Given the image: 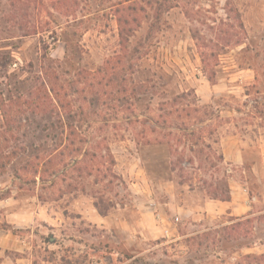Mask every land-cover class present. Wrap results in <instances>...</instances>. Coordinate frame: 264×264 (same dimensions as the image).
<instances>
[{
  "label": "rangeland",
  "instance_id": "rangeland-1",
  "mask_svg": "<svg viewBox=\"0 0 264 264\" xmlns=\"http://www.w3.org/2000/svg\"><path fill=\"white\" fill-rule=\"evenodd\" d=\"M0 229L25 264H264V0H0Z\"/></svg>",
  "mask_w": 264,
  "mask_h": 264
},
{
  "label": "crops",
  "instance_id": "crops-1",
  "mask_svg": "<svg viewBox=\"0 0 264 264\" xmlns=\"http://www.w3.org/2000/svg\"><path fill=\"white\" fill-rule=\"evenodd\" d=\"M243 191L246 192L245 189ZM230 194L231 196L229 195V198L227 200H212L210 203H207L202 207V212H198V214L202 215L204 211L205 213L211 212V214L213 215L215 213H220L222 211L228 210V212L226 213L227 215L236 216L240 211H242V209H248L249 204L247 203H249L250 201L249 197H244L243 195L238 196L239 190L237 189H232L230 191ZM241 198L242 201L246 202L247 206L244 205L242 207L240 203ZM20 242H22V240H20V237L0 229L1 264H25L24 257H14L15 251L23 252Z\"/></svg>",
  "mask_w": 264,
  "mask_h": 264
},
{
  "label": "built area",
  "instance_id": "built-area-1",
  "mask_svg": "<svg viewBox=\"0 0 264 264\" xmlns=\"http://www.w3.org/2000/svg\"><path fill=\"white\" fill-rule=\"evenodd\" d=\"M175 220L177 221L178 218L175 217ZM161 227H162V232L165 236H168L169 235V229L167 228V226L164 225V222H162L161 224Z\"/></svg>",
  "mask_w": 264,
  "mask_h": 264
}]
</instances>
